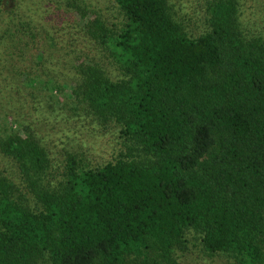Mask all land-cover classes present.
Returning <instances> with one entry per match:
<instances>
[{"label": "trees", "instance_id": "trees-1", "mask_svg": "<svg viewBox=\"0 0 264 264\" xmlns=\"http://www.w3.org/2000/svg\"><path fill=\"white\" fill-rule=\"evenodd\" d=\"M114 2L119 25L81 28L42 0H0L4 63L42 99L68 82L80 115L116 124L123 144L100 168L68 157L54 181L31 129L1 116L0 156L19 181L0 173V264H178L190 231L232 264H264V41L244 35L237 0H211L195 39L167 0ZM62 34L120 76L92 60L73 73Z\"/></svg>", "mask_w": 264, "mask_h": 264}, {"label": "rangeland", "instance_id": "rangeland-1", "mask_svg": "<svg viewBox=\"0 0 264 264\" xmlns=\"http://www.w3.org/2000/svg\"><path fill=\"white\" fill-rule=\"evenodd\" d=\"M50 13L60 10L70 13L74 23L84 28L86 23L95 17L101 18L112 28L123 20V13L114 0H42ZM171 7L174 20L191 38H198L211 30L209 24L208 4L211 0H167ZM239 3V21L241 30L248 39L264 41V0H237ZM61 38L60 43L65 51L63 65L74 73L78 62L87 60L101 64L111 75L119 77L117 67L105 62L107 56L103 51L92 49V53L85 52L76 42L73 35ZM6 51L0 45V119L9 112L15 120L26 128L29 127L43 148L47 151L51 170L49 178L57 181L64 172L66 159L73 156L84 166L100 168L117 159L123 150L119 128L114 123L101 124L93 116L82 114V109L73 100L71 87L65 81L64 93H56L53 97L46 88L47 99L36 96L32 86L26 84L16 76L19 69L5 64ZM34 63H36L34 61ZM37 69V67H35ZM64 82V81H62ZM32 93L35 97L32 96ZM39 101L44 102L42 105ZM54 104V105H53ZM45 116H36L34 110ZM65 113L80 115L81 125L71 123L66 129H56V121L60 122ZM8 114V113H7ZM47 120L51 124L42 128L36 118ZM101 124V125H100ZM67 126V125H66ZM0 173L13 177L19 181L17 168L9 159L0 156ZM189 248L187 251H178V264H232L224 254H210L206 252L194 232L187 233Z\"/></svg>", "mask_w": 264, "mask_h": 264}]
</instances>
